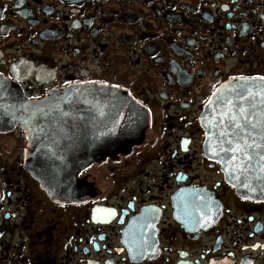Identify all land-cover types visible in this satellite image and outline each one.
I'll return each instance as SVG.
<instances>
[{
	"label": "flooded vegetation",
	"instance_id": "af4514ba",
	"mask_svg": "<svg viewBox=\"0 0 264 264\" xmlns=\"http://www.w3.org/2000/svg\"><path fill=\"white\" fill-rule=\"evenodd\" d=\"M233 81L264 85V0H0V114L102 87L148 118L58 201L26 168L24 129L0 119V264H264V201L239 194L202 126ZM256 99L235 94L220 120L239 152L264 150Z\"/></svg>",
	"mask_w": 264,
	"mask_h": 264
},
{
	"label": "water",
	"instance_id": "95a60500",
	"mask_svg": "<svg viewBox=\"0 0 264 264\" xmlns=\"http://www.w3.org/2000/svg\"><path fill=\"white\" fill-rule=\"evenodd\" d=\"M237 93L257 96L256 103L264 110V85L233 81L218 89L202 115L206 149L222 163L239 194L264 201V150L239 152L233 134L226 127L219 128L220 120L227 123L224 108ZM7 109L9 113L0 114V119L20 126L27 135V170L56 201L68 198L80 173L100 158L127 153L137 145L148 123L130 96L102 87H71L41 102L8 103ZM63 122L64 132L60 129ZM63 135L72 138L71 143L63 142Z\"/></svg>",
	"mask_w": 264,
	"mask_h": 264
},
{
	"label": "snow or ice",
	"instance_id": "6c2138e0",
	"mask_svg": "<svg viewBox=\"0 0 264 264\" xmlns=\"http://www.w3.org/2000/svg\"><path fill=\"white\" fill-rule=\"evenodd\" d=\"M239 150V149H238Z\"/></svg>",
	"mask_w": 264,
	"mask_h": 264
}]
</instances>
